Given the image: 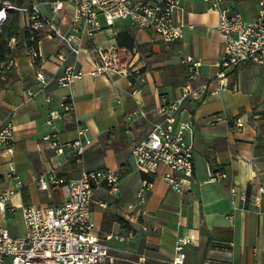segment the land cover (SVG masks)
<instances>
[{"label":"crops","instance_id":"1","mask_svg":"<svg viewBox=\"0 0 264 264\" xmlns=\"http://www.w3.org/2000/svg\"><path fill=\"white\" fill-rule=\"evenodd\" d=\"M48 1L36 0L30 6L35 4L39 10L44 6L40 12L66 33L71 27L70 6L64 4L53 14ZM225 5L246 21L257 15L255 0H226ZM180 6L185 22L192 28H186L178 41L162 42L125 21H117L110 29L83 41L78 67L90 70L96 61L91 49L114 41L123 50V59L141 70L142 83L132 78L114 77L111 82L101 76H85L68 87L58 86L56 79L74 60L67 49L43 34L37 42L38 57L32 60L24 40L23 48L15 49L14 39L11 60L0 80V119L10 121L14 127L11 159L0 155V194L6 189L15 191L9 202L13 211L0 212V227L11 236L25 234L23 207L57 206L64 200L57 187L40 191L35 182L38 176L52 171L57 177L70 179L83 170L123 168L119 192L110 194L112 190L104 187L96 190L90 208L100 237L127 230L123 223L133 231L127 242H107L111 260L104 264H163L172 258L175 242L182 237L191 241L183 248V264H201L204 259L264 264V193L260 192L264 189V67L245 62L228 76L227 89L207 95L200 102L184 103L194 117V150L193 175L182 193L171 190L163 181L166 167L160 166L154 175L131 167V147L160 119L154 112L159 96L172 97L186 83L182 60L191 57L201 62L192 83L198 85L214 75V63L222 52L217 13L207 11L203 0H180ZM19 15V26L24 30L26 16L20 11ZM58 53L67 57L65 62L58 60ZM37 71L43 73L47 86L41 87L35 79ZM134 88L139 92L131 95ZM46 96L51 98L48 104ZM67 96L72 97L74 109L56 121L58 138L66 142L76 137L75 120L86 130L91 144L79 161L73 159L70 150L56 155L41 144L42 136L50 132L45 123L48 110L58 109L59 102ZM135 99L148 111L146 119H127V113L136 106ZM9 160L21 186L8 176ZM209 170L221 171L226 177L208 182ZM141 178L151 179L153 188L138 207L144 212L143 218L128 223L127 206L136 204ZM231 190L237 194L233 204ZM241 192L245 193L244 201L239 198Z\"/></svg>","mask_w":264,"mask_h":264},{"label":"built area","instance_id":"2","mask_svg":"<svg viewBox=\"0 0 264 264\" xmlns=\"http://www.w3.org/2000/svg\"><path fill=\"white\" fill-rule=\"evenodd\" d=\"M209 12L218 15L217 31L221 38L222 52L214 63L215 73L208 80L198 85L193 81L199 74L201 62L191 57L182 60L186 68V83L180 86L177 93L169 97L159 96L154 112L159 120L151 124L145 137L133 144L130 156L134 169L142 174L154 175L160 166L167 168L162 179L165 184L178 193H182L186 183L193 175V124L194 117L184 103L186 101H202L207 95H215L220 90L228 88L227 78L243 63L250 62L264 67V0H255L257 15L251 21L243 19L241 14L232 11L225 5L226 0H203ZM64 4L70 6L71 27L62 33L33 4L19 9L25 14L24 29L29 33L30 42H38L45 34L64 46L68 55L74 60L65 66L63 73L56 79L58 86L68 87L76 79L85 76L90 78L105 77L113 81L114 77L144 81L143 73L135 68L130 61L123 59V50L113 41L104 46H94L91 52L96 61L92 68L84 71L77 66V58L83 50V41L91 38L103 29H110L115 22L125 21L136 29L149 32L154 38L170 43L183 37L186 28H192L183 18L180 0H49L50 11L55 14L62 10ZM11 8L6 5L2 10ZM180 14V15H179ZM179 15V16H178ZM4 21V19H3ZM2 21V22H3ZM103 21V22H102ZM1 26V25H0ZM14 39L11 40L13 42ZM27 53L32 60L38 57L37 47H27ZM60 62L67 57L58 53ZM35 79L41 87L48 85L42 72H35ZM139 92L138 88L131 95ZM45 102H51L49 96ZM135 108L127 113V119L137 117L146 119L148 111L141 107L135 99ZM72 97H64L58 109H49L45 123L50 132L43 135L41 144L56 155H62L65 150L72 152V157L79 161L91 140L86 136V130L75 120L76 137L73 140L61 142L56 121L63 120L73 112ZM240 127V123L236 120ZM14 127L10 121L0 119V155L11 159L13 154ZM8 176L17 186L21 180L15 173L11 160L8 161ZM226 174L221 171L208 172V182L224 179ZM120 179L118 169L102 168L98 170H83L75 178L63 179L51 171L38 176L35 180L40 191H47L51 186L61 190L63 202L57 206L40 205L22 208V219L25 226L23 236L13 237L7 229L0 227V264H104L111 260L108 254L107 242H127L133 237L132 229L122 233H105L100 237L95 232L94 223L90 217V208L96 190L107 188L115 190ZM153 188V181L141 178L136 191V204L127 206L125 220L128 223L137 221L144 216L138 207ZM231 203L237 194L231 190ZM264 193V189H260ZM15 191L6 189L0 194V212H12L10 199ZM239 198L244 201L245 193ZM104 208L105 204L96 202ZM259 205V201L257 202ZM190 238H178L173 248L171 259L163 264H183L185 254L183 248L189 244ZM201 264H226L222 261L204 259Z\"/></svg>","mask_w":264,"mask_h":264},{"label":"trees","instance_id":"3","mask_svg":"<svg viewBox=\"0 0 264 264\" xmlns=\"http://www.w3.org/2000/svg\"><path fill=\"white\" fill-rule=\"evenodd\" d=\"M32 3V0H0V10L6 5L11 6V8L5 9V19L1 24L0 28V80L6 67L7 63L11 60L12 57V48L11 40L17 38L18 30V19H19V9L29 7ZM11 13H14V16L11 17ZM22 37L27 47H37V42H30L28 40L29 33L24 29L22 31ZM128 47H131L129 44ZM120 174H124L125 171L123 168L119 169ZM123 223V222H122ZM126 229H130L126 223H123Z\"/></svg>","mask_w":264,"mask_h":264},{"label":"rangeland","instance_id":"4","mask_svg":"<svg viewBox=\"0 0 264 264\" xmlns=\"http://www.w3.org/2000/svg\"><path fill=\"white\" fill-rule=\"evenodd\" d=\"M36 0H32V2H35ZM42 12L45 10V7L44 6H40ZM40 10V11H41ZM14 16V13H11V17ZM103 22V21H102ZM20 15H19V19H18V30H17V38H16V44H15V49H20V48H23V43H22V40H23V37H22V31L21 28H20ZM116 25H119L118 23H116ZM11 45H13V43L11 42ZM14 49V50H15ZM5 69V68H4ZM131 163V167L134 171H136L133 167V163L130 161ZM134 175L136 176L137 174L134 172ZM110 194H114V193H118L119 192V186H117V188L115 190H112V191H109ZM127 215V213L125 214V216ZM139 220V219H138ZM21 225H19V228L21 230Z\"/></svg>","mask_w":264,"mask_h":264},{"label":"bare ground","instance_id":"5","mask_svg":"<svg viewBox=\"0 0 264 264\" xmlns=\"http://www.w3.org/2000/svg\"><path fill=\"white\" fill-rule=\"evenodd\" d=\"M0 13H2V15H0V25L3 23L2 21H3V19H5V10H0ZM0 28H1V26H0Z\"/></svg>","mask_w":264,"mask_h":264},{"label":"snow or ice","instance_id":"6","mask_svg":"<svg viewBox=\"0 0 264 264\" xmlns=\"http://www.w3.org/2000/svg\"><path fill=\"white\" fill-rule=\"evenodd\" d=\"M0 15H2V13H0Z\"/></svg>","mask_w":264,"mask_h":264}]
</instances>
